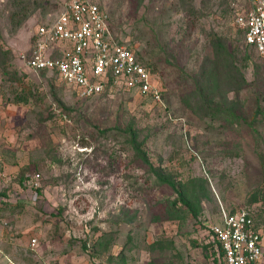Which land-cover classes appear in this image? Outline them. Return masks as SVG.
Listing matches in <instances>:
<instances>
[{"label": "rangeland", "instance_id": "374dc122", "mask_svg": "<svg viewBox=\"0 0 264 264\" xmlns=\"http://www.w3.org/2000/svg\"><path fill=\"white\" fill-rule=\"evenodd\" d=\"M93 1L150 65L162 100L117 87L77 99L54 74L28 70L21 55L61 0H41L18 27L12 0H0V61L10 52L0 68V264H214L208 225L243 207L264 260V57L234 22L248 0ZM210 38L225 42L229 67ZM207 106L225 112L211 119ZM174 206L177 218L165 219Z\"/></svg>", "mask_w": 264, "mask_h": 264}, {"label": "built area", "instance_id": "2783aa9c", "mask_svg": "<svg viewBox=\"0 0 264 264\" xmlns=\"http://www.w3.org/2000/svg\"><path fill=\"white\" fill-rule=\"evenodd\" d=\"M248 5L235 15L234 22L243 31L244 46L264 57V0H248ZM104 9L93 0H61L54 18L35 27L29 47L21 55L24 66L54 74L77 99L117 87L160 102L163 92L152 71L132 49L119 43ZM38 179L35 174L30 183L33 188L40 187ZM36 240L30 238L29 245L34 247ZM205 242L213 243L211 253L217 264H264L262 233L244 207L235 211L222 208L220 222L208 225Z\"/></svg>", "mask_w": 264, "mask_h": 264}, {"label": "trees", "instance_id": "16d2710c", "mask_svg": "<svg viewBox=\"0 0 264 264\" xmlns=\"http://www.w3.org/2000/svg\"><path fill=\"white\" fill-rule=\"evenodd\" d=\"M13 6L15 7L14 10H12L9 14V20H10V24L12 25V27H18L20 26L23 21L25 19H27L29 17V15L32 13V11L36 10V8L39 6V3H41V0H12ZM240 32V36L241 38H243V31L241 29H239ZM120 43V42H119ZM210 44H212L213 48H214V56L216 57V61L224 66V67H229L230 63H232V59H230L227 54L225 53V42L223 41H219L218 38H210ZM129 49H132L130 46H127ZM253 50V49H251ZM254 51V50H253ZM255 52V51H254ZM1 61H0V68L2 69L3 73H7L8 71V67H9V56H10V52L5 50L2 51L1 50ZM135 53V52H134ZM136 57L139 58L141 60V62L148 68L151 70L150 65L146 64L141 58L140 56L135 53ZM42 73H46L44 70L40 71ZM9 73V72H8ZM10 79L13 82H16L17 80L20 81V78L17 77V74L14 73H10ZM206 75H208L207 73H203L201 75V77H199L198 81H197V86L202 89V82H203V78ZM21 84H23L22 81H20ZM204 83V82H203ZM108 87L105 88L103 94H106L108 92ZM20 97V96H18ZM26 97H28V95L26 96V94H23L20 98H17V100L19 99V101H22V99H27ZM207 96H205L203 98V101L207 100ZM185 104L190 105L188 103V100H186V98L184 99ZM223 111L225 112V110L220 109L218 107H206L203 109V113L208 117H210L211 119H219L222 116ZM61 118H64L63 116H65L66 118H70L69 114L65 113L63 110L60 113ZM35 176V175H34ZM33 176V177H34ZM31 179V176L27 175V174H23L20 178H19V182L21 184L24 185L25 182L29 181ZM35 190H38V188H34ZM180 201H183L186 204V201L183 200V198L179 199ZM177 208L176 206L172 207V208H166L165 213H166V217L165 219L167 220H173L177 218ZM205 247L208 250V254L210 257V260L212 263L217 264V260L215 258L212 257V253H211V249L213 248V243L210 242H205Z\"/></svg>", "mask_w": 264, "mask_h": 264}, {"label": "crops", "instance_id": "0c3cea01", "mask_svg": "<svg viewBox=\"0 0 264 264\" xmlns=\"http://www.w3.org/2000/svg\"><path fill=\"white\" fill-rule=\"evenodd\" d=\"M29 70V69H28ZM29 241V240H28Z\"/></svg>", "mask_w": 264, "mask_h": 264}]
</instances>
